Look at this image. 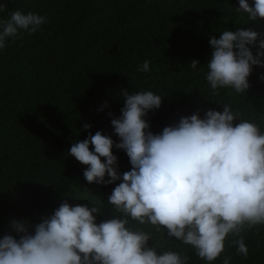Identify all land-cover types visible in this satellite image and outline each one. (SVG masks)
Returning a JSON list of instances; mask_svg holds the SVG:
<instances>
[{"label": "trees", "instance_id": "1", "mask_svg": "<svg viewBox=\"0 0 264 264\" xmlns=\"http://www.w3.org/2000/svg\"><path fill=\"white\" fill-rule=\"evenodd\" d=\"M252 5L254 0H248ZM6 8L0 20L19 9L47 18L40 30L21 34L0 50V239H19L12 222H26L28 232L50 217L65 200L70 205H96V222L121 215L108 203L122 182L88 183V167L69 154L74 143L97 131L119 137L111 125L124 107L123 92L153 91L159 109L143 117L149 131L159 134L181 117L223 111L230 105L241 119L257 122L264 131V67L253 65L249 88L212 95L206 81L213 51L210 38L225 31L259 33L254 56L264 40V19L248 20L237 12L239 0H0ZM236 51V49H234ZM147 60L148 73L137 71ZM193 60L198 61L195 69ZM264 63V56L260 57ZM109 113L112 115L110 116ZM239 122L238 120L236 121ZM91 127L84 129V125ZM90 150L94 146L90 145ZM117 171H130L129 157L115 146ZM102 161L104 158H101ZM109 177L105 176V180ZM129 226L153 233L149 246L190 257L189 264H207L191 246L157 233L150 224ZM249 254L237 255L229 236L225 251L212 264H264V225L243 233Z\"/></svg>", "mask_w": 264, "mask_h": 264}, {"label": "clouds", "instance_id": "2", "mask_svg": "<svg viewBox=\"0 0 264 264\" xmlns=\"http://www.w3.org/2000/svg\"><path fill=\"white\" fill-rule=\"evenodd\" d=\"M6 5L0 3V12ZM237 12L248 20L264 19V0H239ZM47 18L22 10L0 20V50L21 34L40 30ZM259 33L253 30H225L219 39L210 38L213 49L207 64L206 81L212 95L218 89L232 88L237 94L249 88L252 66L264 67V40H259L256 56L248 45H255ZM236 49V51H234ZM195 69L198 61L193 60ZM137 71L148 73L145 60ZM124 107L111 125L119 137L97 131L74 143L69 154L88 167L83 176L88 183L112 184L121 180L108 197L119 216L97 224L101 210L96 206L70 205L65 200L54 213L28 232L26 222L13 221L19 239H0V264H189L190 257L172 250L149 246L153 233L129 226V218L139 225L150 224L155 232L191 246L194 254L212 264L224 251L227 238L237 255L247 258L243 233L264 225V131L249 119H241L230 105L223 111L210 109L181 117L159 134L149 131L143 118L159 109L160 95L153 91L123 92ZM111 116L112 114L109 113ZM239 121L238 123L236 121ZM91 126L84 125V129ZM90 145L94 150H90ZM129 157L130 171H117L113 147ZM101 158H104L103 161ZM109 179L105 180V176ZM227 256L223 264H230Z\"/></svg>", "mask_w": 264, "mask_h": 264}]
</instances>
